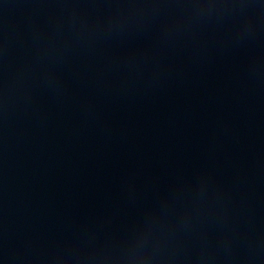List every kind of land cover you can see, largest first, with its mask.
Segmentation results:
<instances>
[{"label": "water", "instance_id": "1", "mask_svg": "<svg viewBox=\"0 0 264 264\" xmlns=\"http://www.w3.org/2000/svg\"><path fill=\"white\" fill-rule=\"evenodd\" d=\"M0 120L153 264H264V0H0Z\"/></svg>", "mask_w": 264, "mask_h": 264}]
</instances>
